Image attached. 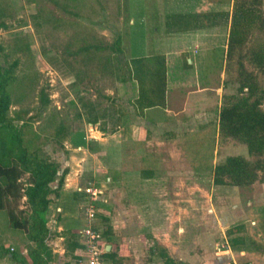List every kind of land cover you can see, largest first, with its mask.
I'll list each match as a JSON object with an SVG mask.
<instances>
[{"label":"rangeland","instance_id":"obj_1","mask_svg":"<svg viewBox=\"0 0 264 264\" xmlns=\"http://www.w3.org/2000/svg\"><path fill=\"white\" fill-rule=\"evenodd\" d=\"M235 1H2L10 16L6 17L9 27L0 28V43L6 47L1 60L9 64L19 58L18 75L34 78L13 87L11 114L22 111L21 116L31 125L27 136L35 132L40 135L37 143L42 146L41 155L60 163V175L68 170L61 196L54 197L49 215V226L56 234L49 241L56 254L53 264H79L66 254L58 216L80 220L75 228L78 231L92 219L102 234L107 224L95 215L96 211L109 217L113 243L124 257V264H164L159 255L152 254L156 244L166 245L169 252L176 254V261L184 264H217V247L226 241L239 262L256 264L257 257L264 254V181L256 180L246 187L214 182V167L228 156L243 155L250 160L258 157L249 154L247 145L239 139L219 132L218 107L239 95L238 53L227 60L225 47H215L200 52L205 62L199 68L182 61L173 71L163 57L166 96L170 78L176 81L187 78L186 74L191 84L197 79L209 86L212 116L196 130L181 132L182 127H176L171 128L176 132L170 134L168 128L143 129L132 103L140 88L139 82L130 78L132 59L143 58L141 64L148 72L154 65L155 70L161 69V60L156 62L155 56L172 45L171 39L206 24L209 17L199 13L198 8L212 6L231 13ZM189 17L197 19L198 24ZM219 23L224 24L222 19ZM218 29L216 33L222 41L229 39V29ZM25 41L30 43L31 53L16 51L18 43ZM262 43L264 32L255 29L244 51ZM245 64L264 88V73L249 57ZM42 88L50 98L43 112L39 99ZM194 88L197 87L189 90ZM81 98L94 107L97 123L79 117L85 109ZM60 121L71 128L63 143L55 136ZM78 131L85 133L87 147H75L71 142L72 132ZM146 169L152 172L150 178L146 177ZM57 184L58 180L52 185ZM76 191L84 193L80 201L74 199ZM236 204L242 209L240 219L237 215L222 219L227 208L234 210ZM177 216V234H163L167 227L161 228L162 222ZM239 223L244 229L232 236L241 237L234 246L228 229ZM155 234H161L160 238ZM12 247L26 252V236L12 228L7 212L0 210V264H15ZM241 249L245 254L239 253Z\"/></svg>","mask_w":264,"mask_h":264},{"label":"trees","instance_id":"obj_2","mask_svg":"<svg viewBox=\"0 0 264 264\" xmlns=\"http://www.w3.org/2000/svg\"><path fill=\"white\" fill-rule=\"evenodd\" d=\"M0 0V28H8L6 17L10 16L7 7ZM263 0H236L229 33L227 60L232 59L238 53L239 95L233 96L231 101L222 106L219 119V132L226 137H233L245 143L249 154L258 156L256 160H250L243 155H230L223 162L214 167V182L218 185H233L246 187L256 180L264 181V88L261 87L254 71L248 70L245 58L249 57L251 63L264 73V43L254 45L244 51L246 44L255 29L264 32ZM191 17L187 18L190 19ZM191 21L197 19H190ZM212 18V24L215 22ZM201 25V24H200ZM16 51H28L31 53V45L26 42L18 43ZM6 47L0 43V210H5L9 217L10 226L21 230L27 241V251L13 247L12 258L15 264H53L56 254L49 241L54 237L55 231L49 226V215L54 197L59 198L64 186L68 170L60 175V163L41 155L42 146L37 143L40 137L38 132L27 136V127L30 121H25L21 116L22 111L11 114L13 106V87H20L30 78L29 75L20 77L17 73L21 64L19 58L12 63L4 64L1 60ZM156 65L146 71L143 66V58L132 59L130 78H134L140 84L138 95L133 106L138 115L144 116L146 108L166 105V71L164 55L155 56ZM153 57V58H155ZM119 74V73H118ZM148 80V81H147ZM151 81L150 86L148 82ZM147 83V84H146ZM146 84V85H145ZM41 112L47 110L50 104L49 94L42 88L39 93ZM84 112H79V117L86 118L90 123H97L99 117L94 107L81 98ZM97 111V110H96ZM21 121L22 123H17ZM71 142L75 147H87L88 140L84 132H72ZM71 134V128L60 121L57 125L55 136L58 141ZM58 180L57 185H52ZM84 193L76 191L74 199L80 201ZM106 222V229L102 236L105 237L111 249L105 250L103 261L105 264H124V257L116 250L113 243L112 227L108 225L110 219L101 213H95ZM63 221L62 215L58 216ZM78 219L67 222L63 230L66 242V254L78 260L76 251L82 247L80 233L74 226L78 225ZM108 222V223H107ZM96 226H94L95 228ZM97 230V228H95ZM244 225L241 223L228 229V235L242 232ZM241 237H232L233 245L238 243ZM3 249V248H2ZM7 251L10 248L5 249ZM152 254L159 255L164 264L178 263L168 252V249L155 245L151 249Z\"/></svg>","mask_w":264,"mask_h":264},{"label":"crops","instance_id":"obj_3","mask_svg":"<svg viewBox=\"0 0 264 264\" xmlns=\"http://www.w3.org/2000/svg\"><path fill=\"white\" fill-rule=\"evenodd\" d=\"M197 11L199 13L201 12L207 14L206 16L209 18L206 24H201L195 30L193 29L190 32H185L184 34H181L178 37H174L173 39H171L172 45L169 44L165 52L162 51L161 53H159L160 55H164L167 58V62L169 63V70L170 67L172 68V71L177 70V66H178L177 64L179 62L182 63V61L183 64L185 63L188 64L186 66H190L191 68L193 67L199 68L200 65H203L205 62L204 59L205 57L204 55H201L200 52L211 50L215 47L224 46L226 49V58H227V52H228L227 48H228L229 39L225 38L223 39L224 41L223 42L222 37H218L216 31L218 28L221 29L225 27V30L227 31V29H229L228 33H230L233 11L230 13L228 10H225L223 8H216V7L214 8L212 6L209 7L208 9L198 8ZM214 17H215L214 20L215 22L212 24V18L214 19ZM219 19H222L224 24H220ZM225 40L227 43L225 42ZM148 56L149 55L144 57H148ZM186 66L184 65L185 68ZM186 76L187 78H185L184 76V78L176 79V81L175 79L172 80L170 78L168 85L169 89L167 90V96H166V105L164 107L156 106V107L147 108L145 110L144 116L138 115V118H140L138 123L141 128L143 129L151 128L157 130L168 128L169 131L171 130L170 134H173L174 132H176L175 131L176 129L173 130L171 128L182 127L183 131L181 132L188 131L189 129L196 130L197 127L201 126V124H205V122L209 121V119L212 116L211 113L212 109H210L208 106L211 100L210 98L211 94L208 91L209 86H207L206 84H201V82L197 79L195 84H191L190 83L191 79L189 78V75L186 74ZM191 87H197V88H194L195 90L190 91L189 89H191ZM217 94H220L219 90H217ZM220 111H221V104L218 107V112H219L218 123L220 119ZM164 132L167 133L168 131L164 130ZM146 172L148 173L146 177L150 178L151 174H149V172L152 173L151 170L146 169L145 173ZM61 200H62L61 203H63V199ZM177 207H179V205ZM234 208H235L234 210L227 208L226 212L222 216V219H232L234 215H237L238 219H240L239 217H241L242 215L241 213L242 209L238 204H236ZM61 209L62 208H60V210ZM70 220L72 219H64L63 221H58L57 222L58 230H60V232L61 230H64L66 228L67 222H69ZM179 220L180 219H178L177 216V219H172L170 221L168 220L166 222H162L164 226L161 228H164L165 226L167 227V229L164 230L162 229L163 231H165L163 234L171 235L170 233H172L175 236L177 234V230L178 229L180 230ZM77 223L78 225L76 224L74 228H77L79 226L80 220H78ZM160 235L155 234L156 238L158 239L160 238ZM143 236L141 237L142 239ZM149 236L151 237V235ZM144 239H148V237L145 236ZM108 245L110 244H107L106 248ZM164 246L166 247V245ZM173 252H176L175 249H173ZM245 252L246 251L244 249H241L239 253L245 254ZM169 253L172 255V257L175 258L176 254L173 255L171 252ZM216 254L220 257L217 264L228 263L230 258L229 254H227L226 252L223 253L216 252ZM177 255L180 256V252H178ZM255 262L256 264H264V254H262L261 257H257ZM247 264H254V263H247Z\"/></svg>","mask_w":264,"mask_h":264},{"label":"built area","instance_id":"obj_4","mask_svg":"<svg viewBox=\"0 0 264 264\" xmlns=\"http://www.w3.org/2000/svg\"><path fill=\"white\" fill-rule=\"evenodd\" d=\"M79 233L82 244V247L76 251L79 257V264H84L85 262L88 264H104L103 255L106 244L102 234L94 228L92 219L89 220L88 224ZM217 251L218 253L226 252L229 254L230 258L227 264H245L236 259L229 241L223 243L221 247H217Z\"/></svg>","mask_w":264,"mask_h":264},{"label":"water","instance_id":"obj_5","mask_svg":"<svg viewBox=\"0 0 264 264\" xmlns=\"http://www.w3.org/2000/svg\"><path fill=\"white\" fill-rule=\"evenodd\" d=\"M110 248H111V245H108V246H107V250H109Z\"/></svg>","mask_w":264,"mask_h":264}]
</instances>
